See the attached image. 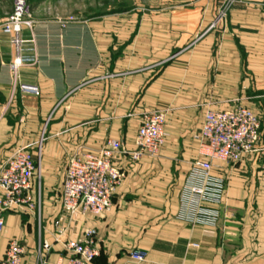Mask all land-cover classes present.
<instances>
[{
  "label": "crops",
  "instance_id": "0c3cea01",
  "mask_svg": "<svg viewBox=\"0 0 264 264\" xmlns=\"http://www.w3.org/2000/svg\"><path fill=\"white\" fill-rule=\"evenodd\" d=\"M12 1L0 0V24ZM42 4H33V26L18 43L0 30V169L16 149L35 162L39 155L29 192L36 206L0 213V264L11 238L24 246L21 264H56L69 256L65 241L87 228L96 232L95 264H264V0L236 2L211 28L210 2L66 23ZM238 105L260 119L258 149L235 163L212 161L226 181L220 217L191 224L179 215L180 194L193 161L207 158L196 136L204 113ZM156 110L166 132L158 155L131 162L114 154L126 175L109 209L66 217L60 192L70 155L107 139L134 148L143 114ZM135 248L144 260L129 256Z\"/></svg>",
  "mask_w": 264,
  "mask_h": 264
},
{
  "label": "built area",
  "instance_id": "2783aa9c",
  "mask_svg": "<svg viewBox=\"0 0 264 264\" xmlns=\"http://www.w3.org/2000/svg\"><path fill=\"white\" fill-rule=\"evenodd\" d=\"M238 0H224L217 8L210 28L223 23L231 6ZM29 0H13L12 9L0 24V30L18 43L20 32L31 29L33 19ZM19 60H15V69ZM21 90L36 94L37 88L21 85ZM165 112L156 110L145 112L135 136V146L127 149L117 139H107L99 148L80 145L70 155L62 181L60 202L70 218L76 214H101L109 209L116 187L125 178V171L114 164L116 153L126 154L131 162H137L144 156L156 157L164 142ZM200 139L202 153L206 159L193 161L190 170V183L184 186L181 194L179 215L191 224L214 226L220 217L219 205L226 186L225 178L214 175L213 160L235 163L245 154L256 149L260 142L261 128L257 114L247 107L238 105L226 110H207L204 113L201 128L196 135ZM264 154V145L259 148ZM35 178H39V155L37 162L24 148L16 149L0 169V213L13 208L27 206L34 208L30 188ZM39 206V201L36 202ZM54 225L61 233L60 220ZM5 226V219L0 214V232ZM69 256L56 264H95L99 253L96 244V232L87 228L77 239H68L64 243ZM40 248L49 250L44 242ZM24 246L16 238L7 242L3 264H21ZM129 256L135 261H142L146 252L139 249L130 251ZM46 261H41L44 264Z\"/></svg>",
  "mask_w": 264,
  "mask_h": 264
},
{
  "label": "rangeland",
  "instance_id": "374dc122",
  "mask_svg": "<svg viewBox=\"0 0 264 264\" xmlns=\"http://www.w3.org/2000/svg\"><path fill=\"white\" fill-rule=\"evenodd\" d=\"M32 7L35 3L43 2L41 5L50 16L60 19L61 23L76 20H92L104 18L109 15L119 16V18L130 17L132 13L146 12L149 9L160 7H192L196 5H210L217 8L224 0H29ZM240 1V0H238ZM237 1V2H238ZM35 2V3H34ZM236 3V2H235ZM234 3V4H235ZM34 4V6H33ZM46 14V13H45ZM32 15V13H31ZM135 16V15H134ZM215 17V16H214ZM225 22V21H224ZM211 24V23H210Z\"/></svg>",
  "mask_w": 264,
  "mask_h": 264
},
{
  "label": "trees",
  "instance_id": "16d2710c",
  "mask_svg": "<svg viewBox=\"0 0 264 264\" xmlns=\"http://www.w3.org/2000/svg\"><path fill=\"white\" fill-rule=\"evenodd\" d=\"M261 137V136H260Z\"/></svg>",
  "mask_w": 264,
  "mask_h": 264
}]
</instances>
